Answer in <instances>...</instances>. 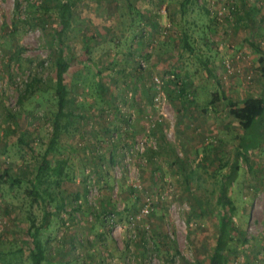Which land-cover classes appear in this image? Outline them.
I'll list each match as a JSON object with an SVG mask.
<instances>
[{"label": "rangeland", "instance_id": "1", "mask_svg": "<svg viewBox=\"0 0 264 264\" xmlns=\"http://www.w3.org/2000/svg\"><path fill=\"white\" fill-rule=\"evenodd\" d=\"M192 6L0 0V264H33L34 236L41 264H210L244 134L228 102L264 95V0ZM60 55L72 115L54 129ZM229 193L223 264H264V133Z\"/></svg>", "mask_w": 264, "mask_h": 264}, {"label": "trees", "instance_id": "2", "mask_svg": "<svg viewBox=\"0 0 264 264\" xmlns=\"http://www.w3.org/2000/svg\"><path fill=\"white\" fill-rule=\"evenodd\" d=\"M70 3H62V16L63 23L65 24L68 17L65 16L69 12L71 7ZM185 45L188 46L187 41ZM254 48L260 52L258 46ZM72 58H65L60 55L55 64V95L57 97V111L55 113L54 129L59 127L58 120L61 116L72 115L71 111L66 108L67 104V86L65 84L64 73L69 69ZM207 71L211 73V70L207 67ZM230 111L234 117L238 120L239 124L244 130V134L241 137L240 149H237L234 154V160L231 162L229 172L225 175L222 182V189L220 199L222 205L226 208L225 214L220 217L218 225V234L215 246L210 256V264H223L225 261L224 250L227 247V243L230 239V232L233 228L232 214L235 211V205L230 197V187L237 178V172L239 169V158L244 157L246 152L250 148L257 147L261 141V136L264 133V95L261 97H247L243 99L242 105L237 106L234 101H229ZM122 130L127 131V128L123 126ZM118 135V134H117ZM54 170L59 173V167H51L50 160L46 155L42 156L41 163L39 165V172L45 173L48 170ZM33 249L31 251V259L33 264H41L44 258L43 248L35 236L32 239Z\"/></svg>", "mask_w": 264, "mask_h": 264}, {"label": "built area", "instance_id": "3", "mask_svg": "<svg viewBox=\"0 0 264 264\" xmlns=\"http://www.w3.org/2000/svg\"><path fill=\"white\" fill-rule=\"evenodd\" d=\"M171 76L173 77V75H171ZM163 83H164L163 79H161L157 76H154V85L156 86V94H155L154 100H155L156 104L162 103V101L164 99V95L161 92V87L163 86ZM111 138H112V140L117 139V134L112 135ZM145 140H146V137L142 138V140L139 142V145L141 147L143 146V143L145 142ZM150 204H151V201L147 198L146 202L142 205V207L140 209V215L148 214L150 212V210H151ZM131 219H133V217H131Z\"/></svg>", "mask_w": 264, "mask_h": 264}, {"label": "crops", "instance_id": "4", "mask_svg": "<svg viewBox=\"0 0 264 264\" xmlns=\"http://www.w3.org/2000/svg\"><path fill=\"white\" fill-rule=\"evenodd\" d=\"M163 1H165V4H168V2L169 3H172L173 5H175L176 6V9L177 10H180L181 12H180V15L182 14V13H184L185 11H187V12H185V14H184V17H186L187 16V13L189 14L188 15V17L191 15L190 14V12H191V10H192V8H194L193 6H192V3L194 2L195 3V1L196 0H163ZM208 2L209 0H201V2ZM213 1H219V0H213ZM237 2H239L240 0H236ZM202 4L200 3V6H201ZM167 5H164V8L166 7ZM204 6V5H203ZM201 8V7H200ZM202 10H204V9H206L205 8V6H204V8H201ZM195 11H198V9H195ZM179 15V20H182V16H180ZM193 17V16H192Z\"/></svg>", "mask_w": 264, "mask_h": 264}]
</instances>
